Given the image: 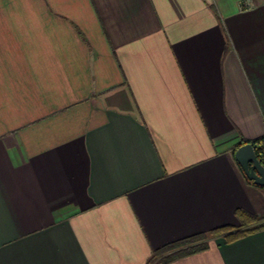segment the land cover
I'll list each match as a JSON object with an SVG mask.
<instances>
[{"label": "crops", "instance_id": "1", "mask_svg": "<svg viewBox=\"0 0 264 264\" xmlns=\"http://www.w3.org/2000/svg\"><path fill=\"white\" fill-rule=\"evenodd\" d=\"M263 139L264 0H0V264H147L264 216L234 157ZM171 264H264V230Z\"/></svg>", "mask_w": 264, "mask_h": 264}, {"label": "trees", "instance_id": "2", "mask_svg": "<svg viewBox=\"0 0 264 264\" xmlns=\"http://www.w3.org/2000/svg\"><path fill=\"white\" fill-rule=\"evenodd\" d=\"M252 143L254 145H258L256 148L258 157L261 153L264 154V139ZM261 163L264 166L263 160ZM237 167L242 173L247 184L258 188L264 193V188L256 186L252 181H250L245 176V173L238 163ZM236 218L239 221L238 226H222L212 231L196 234L170 243L158 250H154L151 257L147 261V264H171L207 251L210 248L212 241L216 238H223L227 243H231L250 234L264 230V216H256L245 210H237Z\"/></svg>", "mask_w": 264, "mask_h": 264}, {"label": "water", "instance_id": "3", "mask_svg": "<svg viewBox=\"0 0 264 264\" xmlns=\"http://www.w3.org/2000/svg\"><path fill=\"white\" fill-rule=\"evenodd\" d=\"M245 176L256 186L264 188V166L258 158L252 143L241 146L234 154Z\"/></svg>", "mask_w": 264, "mask_h": 264}, {"label": "built area", "instance_id": "4", "mask_svg": "<svg viewBox=\"0 0 264 264\" xmlns=\"http://www.w3.org/2000/svg\"><path fill=\"white\" fill-rule=\"evenodd\" d=\"M258 158H259L260 161H262V160L264 161V154L261 153L260 156H259Z\"/></svg>", "mask_w": 264, "mask_h": 264}, {"label": "rangeland", "instance_id": "5", "mask_svg": "<svg viewBox=\"0 0 264 264\" xmlns=\"http://www.w3.org/2000/svg\"><path fill=\"white\" fill-rule=\"evenodd\" d=\"M262 147V146H261Z\"/></svg>", "mask_w": 264, "mask_h": 264}]
</instances>
